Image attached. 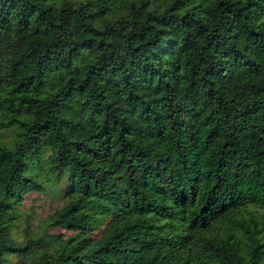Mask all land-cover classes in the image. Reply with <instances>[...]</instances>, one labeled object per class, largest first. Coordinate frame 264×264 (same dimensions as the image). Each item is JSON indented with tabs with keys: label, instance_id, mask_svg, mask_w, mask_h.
<instances>
[{
	"label": "trees",
	"instance_id": "1",
	"mask_svg": "<svg viewBox=\"0 0 264 264\" xmlns=\"http://www.w3.org/2000/svg\"><path fill=\"white\" fill-rule=\"evenodd\" d=\"M46 185L61 205L16 238ZM12 254L264 264V0H0V264Z\"/></svg>",
	"mask_w": 264,
	"mask_h": 264
},
{
	"label": "rangeland",
	"instance_id": "2",
	"mask_svg": "<svg viewBox=\"0 0 264 264\" xmlns=\"http://www.w3.org/2000/svg\"><path fill=\"white\" fill-rule=\"evenodd\" d=\"M61 203L59 194H56L50 185H46L43 190L34 189L26 192L19 204L21 214L15 221L13 235L20 240L26 239L29 233L36 237L40 230L46 227L45 218ZM47 230L57 232L63 229L49 226ZM18 257L17 254L10 255L8 264H16Z\"/></svg>",
	"mask_w": 264,
	"mask_h": 264
}]
</instances>
